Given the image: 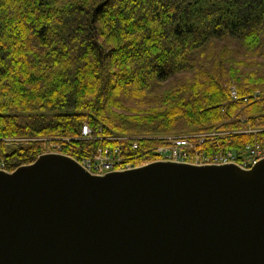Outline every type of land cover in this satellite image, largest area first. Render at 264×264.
Returning <instances> with one entry per match:
<instances>
[{"label": "trees", "instance_id": "trees-1", "mask_svg": "<svg viewBox=\"0 0 264 264\" xmlns=\"http://www.w3.org/2000/svg\"><path fill=\"white\" fill-rule=\"evenodd\" d=\"M260 59L264 0H0V167L112 137L140 154L199 132L203 157L263 147Z\"/></svg>", "mask_w": 264, "mask_h": 264}, {"label": "water", "instance_id": "water-1", "mask_svg": "<svg viewBox=\"0 0 264 264\" xmlns=\"http://www.w3.org/2000/svg\"><path fill=\"white\" fill-rule=\"evenodd\" d=\"M0 264H264V158L94 175L46 153L0 169Z\"/></svg>", "mask_w": 264, "mask_h": 264}, {"label": "built area", "instance_id": "built-area-1", "mask_svg": "<svg viewBox=\"0 0 264 264\" xmlns=\"http://www.w3.org/2000/svg\"><path fill=\"white\" fill-rule=\"evenodd\" d=\"M230 97L234 100L238 99L233 88L230 90ZM246 100L247 98H243L244 102ZM207 135L209 134L165 136L161 138V143L150 148L145 154L137 152V140L127 137H112L111 139L115 142L113 145L99 147L94 152H90L88 156L76 159V161L89 173L101 175L110 171L132 169L154 161H172L193 165L235 163L247 169L264 158V146L262 147L257 142L247 145L243 153L238 155L228 151L217 153L212 158L203 157L198 152L197 146L203 142ZM82 138H91V130L87 125H83Z\"/></svg>", "mask_w": 264, "mask_h": 264}, {"label": "bare ground", "instance_id": "bare-ground-1", "mask_svg": "<svg viewBox=\"0 0 264 264\" xmlns=\"http://www.w3.org/2000/svg\"><path fill=\"white\" fill-rule=\"evenodd\" d=\"M233 91H235L234 89H233ZM252 100V99H251ZM249 102V101H248ZM208 141V140H207ZM52 146H53V149L52 150H48L47 152H45V153H42V154H46V153H59V154H63V153H61V152H59V151H57V150H59L57 147L58 146H55V145H53L52 144ZM41 155V154H40Z\"/></svg>", "mask_w": 264, "mask_h": 264}, {"label": "rangeland", "instance_id": "rangeland-1", "mask_svg": "<svg viewBox=\"0 0 264 264\" xmlns=\"http://www.w3.org/2000/svg\"><path fill=\"white\" fill-rule=\"evenodd\" d=\"M260 61H262V63L264 64V59H260ZM234 85H232V88L234 89ZM256 92H257V90H255ZM264 91V90H263ZM259 93V92H258ZM199 134L201 135V134H207V133H205V132H199Z\"/></svg>", "mask_w": 264, "mask_h": 264}]
</instances>
